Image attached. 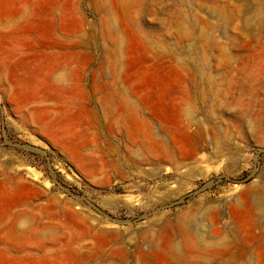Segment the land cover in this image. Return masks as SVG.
<instances>
[{"label":"rangeland","instance_id":"rangeland-1","mask_svg":"<svg viewBox=\"0 0 264 264\" xmlns=\"http://www.w3.org/2000/svg\"><path fill=\"white\" fill-rule=\"evenodd\" d=\"M0 264H264V0H0Z\"/></svg>","mask_w":264,"mask_h":264}]
</instances>
